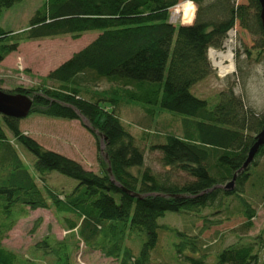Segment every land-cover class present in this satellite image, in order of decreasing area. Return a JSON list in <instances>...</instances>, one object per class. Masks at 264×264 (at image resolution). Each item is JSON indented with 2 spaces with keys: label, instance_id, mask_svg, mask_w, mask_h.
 <instances>
[{
  "label": "trees",
  "instance_id": "16d2710c",
  "mask_svg": "<svg viewBox=\"0 0 264 264\" xmlns=\"http://www.w3.org/2000/svg\"><path fill=\"white\" fill-rule=\"evenodd\" d=\"M20 1L0 0V17L4 9ZM179 1L46 0L22 32L11 33L0 24V63L17 51L21 40L64 34L78 38L98 31L37 87L18 86L11 92L33 97L31 113L70 120L84 117L92 132L102 134L108 155V159L100 158L99 172L85 169L79 161L45 148L24 133L21 119L0 114V238L13 227L14 220L6 221L13 210L53 204L68 213L69 229H76L85 243L105 255L118 257L120 264H157L151 255L165 228L174 235L171 247L181 264H207L198 234L160 224L159 218L168 212L198 214L230 198L238 200L246 216L244 229L252 228L255 210L243 195L252 168L264 156V145L247 168L239 169L264 128V112L246 106L236 93V80L215 96L201 98L192 88L213 73L209 49H223L236 24L257 35L255 47L258 54H264L261 5L259 0H193L197 4L193 22L175 24L170 9ZM101 80L120 85L130 101L150 113L158 108L182 116L181 133H168L163 142L151 147L161 152L165 167L185 171L189 180L178 183L150 168L141 170L145 153L117 112L120 95L92 89ZM1 84L0 79V88ZM19 146L35 157L32 171ZM51 172L78 184L61 197L45 181ZM235 173L233 188H226ZM259 188H264V174ZM128 238L138 243L137 253L127 246ZM262 242L228 245L217 253L213 264H264V255L255 250ZM17 261L18 255L0 239V264Z\"/></svg>",
  "mask_w": 264,
  "mask_h": 264
},
{
  "label": "rangeland",
  "instance_id": "374dc122",
  "mask_svg": "<svg viewBox=\"0 0 264 264\" xmlns=\"http://www.w3.org/2000/svg\"><path fill=\"white\" fill-rule=\"evenodd\" d=\"M46 0H21L10 8L4 9L0 24L11 33H19L27 29L29 21L37 8ZM191 2L195 5L194 18L197 4L193 0H180L179 4ZM173 6L172 18L181 24L186 22L184 11L177 12ZM193 18V20H194ZM193 20L191 22H193ZM98 31H87L75 38L70 34L45 37L35 40H21L17 51L9 54L0 63L1 88L13 91L18 86L37 87L42 83V78L49 71L88 43L96 36ZM257 35L242 29L238 24L229 32L223 49H230L233 53L231 60L233 70L226 76H220L218 67H215L211 53L209 58L213 73L192 88V92L203 98L215 96L216 92L226 88L236 80V93L243 97L247 107L257 113L264 112V54H258L255 47ZM216 49V48H212ZM249 49V53L246 51ZM249 55V57H247ZM220 57H222L220 55ZM51 84V83H50ZM93 90L103 91L110 95L112 91L120 96L117 112L136 142L145 153V162L141 170L150 168L160 176H168L171 181L184 183L191 177L178 168H167L161 163V152L152 149V145L163 142L168 133H181V115L171 111H161L158 108L152 113L144 106L130 101L124 94L120 85L101 80L92 86ZM21 130L36 139L47 149L62 153L79 161L85 169L99 172L101 169L100 158H106L104 153V139L98 132L90 130L91 125L87 119H64L49 117L38 113H31L20 121ZM21 157L26 160L31 171L34 169L35 157L18 147ZM256 167L252 168L249 181L245 185L244 197L255 210L252 218L253 226L245 230L243 224L246 216L236 199H225L219 207L205 208L198 214H176L168 212L159 218V223L168 227L178 228L191 235H199L203 240L202 252L207 256V264H213L217 253L224 247L236 242H262L257 243L255 250L264 255V188H259L260 176L264 174V156L257 159ZM33 163V164H32ZM138 168L133 172L138 173ZM46 183L64 197L70 192L78 181L58 172H51L45 177ZM42 185L41 181H38ZM51 204V203H50ZM7 222L13 221V227L2 233V244L18 255L16 264H120L118 257L104 254L95 245H89L78 236L76 229L67 226L68 213L56 210L53 204L49 208L13 210ZM160 242L152 252L154 262L161 264H181L177 254L172 249L174 235L169 229L161 232ZM258 236H261L258 237ZM175 238L177 236L175 234ZM46 241L48 243H46ZM133 253L138 252V243L133 238L126 240Z\"/></svg>",
  "mask_w": 264,
  "mask_h": 264
},
{
  "label": "water",
  "instance_id": "95a60500",
  "mask_svg": "<svg viewBox=\"0 0 264 264\" xmlns=\"http://www.w3.org/2000/svg\"><path fill=\"white\" fill-rule=\"evenodd\" d=\"M261 5L260 18L261 23L264 28V0H259ZM33 108V97L25 93H14L11 91H6L0 88V114L5 116H11L18 119H23L27 117ZM96 131L95 129H93ZM97 132V131H96ZM102 136L101 133H98ZM256 140L253 145L250 147L247 158L243 166L239 171L247 168L255 158V155L259 151L260 147L264 145V128L255 136ZM106 159L108 155L105 154ZM108 171L112 174V169L109 166ZM237 173L234 174L233 179L225 186L226 188H233ZM127 192L132 193L133 196H141L138 192L131 191L123 187Z\"/></svg>",
  "mask_w": 264,
  "mask_h": 264
},
{
  "label": "built area",
  "instance_id": "2783aa9c",
  "mask_svg": "<svg viewBox=\"0 0 264 264\" xmlns=\"http://www.w3.org/2000/svg\"><path fill=\"white\" fill-rule=\"evenodd\" d=\"M176 6V5H175ZM178 6V5H177ZM175 10L177 11V8H175ZM177 17L175 18V20L172 18V22H174V23H176L177 22ZM232 30V29H231ZM230 30V31H231ZM229 31V32H230ZM229 32H228V36H229ZM228 38V37H227ZM212 52H214V55L211 53V58H212V61H213V63H214V65H215V67H218V70H219V75L220 76H226V75H228L230 72H232V70H233V66H232V62H231V60H232V58H233V53H232V51L230 50V49H227V50H225V51H221V52H218L217 51V49H210ZM231 53V59H229V58H224V57H220V54L221 53H223V54H228V53ZM221 66H223V67H229V66H231L230 68H229V70H227V71H223L222 70V68H221Z\"/></svg>",
  "mask_w": 264,
  "mask_h": 264
},
{
  "label": "bare ground",
  "instance_id": "6f19581e",
  "mask_svg": "<svg viewBox=\"0 0 264 264\" xmlns=\"http://www.w3.org/2000/svg\"><path fill=\"white\" fill-rule=\"evenodd\" d=\"M177 12L179 11H184V16L186 17V22H191L194 18V9H195V5L191 2L188 3H184V4H179L177 7ZM212 54L214 55V52H212ZM222 57L224 58H229L231 59V53L229 52L228 54H220ZM231 66L229 67H223L221 66L223 71H227L229 70Z\"/></svg>",
  "mask_w": 264,
  "mask_h": 264
}]
</instances>
